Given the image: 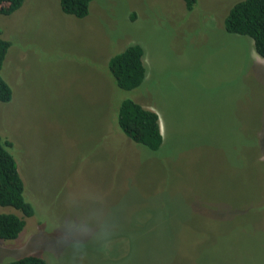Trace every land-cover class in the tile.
<instances>
[{
	"label": "rangeland",
	"instance_id": "rangeland-1",
	"mask_svg": "<svg viewBox=\"0 0 264 264\" xmlns=\"http://www.w3.org/2000/svg\"><path fill=\"white\" fill-rule=\"evenodd\" d=\"M243 0H24L0 14L9 42L0 136L34 214L0 240V264H264V59L223 20ZM142 47L145 77L118 89L109 59ZM156 113L152 151L126 138L116 108Z\"/></svg>",
	"mask_w": 264,
	"mask_h": 264
},
{
	"label": "trees",
	"instance_id": "trees-1",
	"mask_svg": "<svg viewBox=\"0 0 264 264\" xmlns=\"http://www.w3.org/2000/svg\"><path fill=\"white\" fill-rule=\"evenodd\" d=\"M24 0H0V14L10 15ZM187 11H191L197 0H182ZM91 0H59L61 11L75 18L88 14ZM227 33L248 37L256 54L264 59V0H243L229 9L223 20ZM9 42L0 39V102L11 100V90L1 76L2 65L9 48ZM143 50L138 44L126 47L113 55L108 62V72L118 89L131 91L137 88L145 77L142 61ZM116 125L119 131L135 144L156 151L162 137L155 112L142 107L132 99H122L116 108ZM11 142L0 136V206H9L23 217L34 214L32 206L23 195V182L17 171L15 160L9 149ZM24 220L15 214H0V240H15L24 227ZM4 264H48L43 258L28 255Z\"/></svg>",
	"mask_w": 264,
	"mask_h": 264
}]
</instances>
